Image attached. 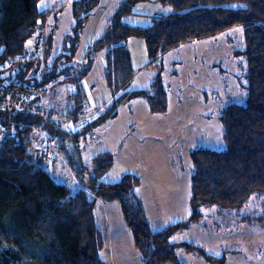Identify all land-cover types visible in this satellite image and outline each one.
I'll use <instances>...</instances> for the list:
<instances>
[{"label": "trees", "instance_id": "trees-1", "mask_svg": "<svg viewBox=\"0 0 264 264\" xmlns=\"http://www.w3.org/2000/svg\"><path fill=\"white\" fill-rule=\"evenodd\" d=\"M40 1L0 0V88L34 67L33 61L24 59L28 43L37 23L52 16L51 12L40 11ZM101 1L74 0V24L56 55L58 24L51 25L46 52L31 74V83L44 90L40 104L52 87L63 88L66 84L75 88L73 93L67 91L69 99L76 102L75 108L67 112L55 110L68 113L74 122L81 121L88 114L83 81L103 55V76L113 99L100 115L76 132L55 129L45 118L27 112L16 116L20 128L0 158V264H103V238L95 217L97 198L121 202L144 264H185L178 260V250L218 262L221 259L207 254L199 245L172 243L171 239L199 223L202 208L240 211L252 197L261 201L260 219L264 220V0H157L172 12L155 17L148 28L128 25L124 19L134 13L136 5L150 0H122L107 27L89 47L84 62L77 63L84 30ZM237 26L244 27V50L240 55L247 62L245 103L231 104L223 110L224 151L201 148L193 152L190 218L153 232L142 201L135 195L141 178L127 174L117 183L103 181L114 167L116 155L105 152L92 164H86L79 142L93 127L116 117L119 107L135 98H145L154 114L168 111L162 68H158L149 89L126 91L136 70L124 41L133 36L143 38L149 67H154L181 44ZM9 61L12 65L4 69ZM35 128L55 138L75 176L81 181L88 177V190H73L56 182L42 166L44 163L35 160Z\"/></svg>", "mask_w": 264, "mask_h": 264}, {"label": "rangeland", "instance_id": "rangeland-1", "mask_svg": "<svg viewBox=\"0 0 264 264\" xmlns=\"http://www.w3.org/2000/svg\"><path fill=\"white\" fill-rule=\"evenodd\" d=\"M121 1L102 0L96 13L101 11L108 21ZM73 4L74 0H41L39 3L40 11L51 12L50 27L59 24L55 55L74 24ZM171 12L170 7L150 0L136 5L134 13L126 16L124 22L148 28L155 17ZM56 15L60 17V23L54 21ZM123 44L129 49L138 73L136 81L126 91L149 89L158 68H162L168 111L154 114L145 98H135L121 105L116 117L98 124L93 127L91 135L82 137L79 149L86 164H92L99 154L116 153L117 164L102 179L105 182L117 183L129 173L141 178L139 192L143 196L151 230L160 232L190 218L193 152L201 148L224 151L223 110L231 104L245 103L247 62L240 55L244 50V27H233L181 44L167 52L154 67H149L150 59L143 38L133 36ZM85 49L84 43L78 50L76 62L84 57ZM62 87L48 89L42 100L54 109L67 112L76 105L69 99L67 91L73 93L75 88L66 84ZM85 87L89 95L87 115L94 114L93 117L90 115L88 124L113 99L100 60L86 78ZM94 105H97L96 110H92ZM80 129V121L73 122L71 130ZM54 146L58 159L54 156L55 160L42 166L56 182L65 183L73 190L77 187L88 190V177L81 181L75 176L68 160L59 152L57 141ZM119 147H122L120 152ZM260 204V200L252 197L249 205L240 211L202 208L201 221L175 235L171 242L194 243L221 260L210 262L183 250L177 251L178 260L185 264H264V220L260 219L263 214ZM95 217L103 238V264H144L120 201L97 198Z\"/></svg>", "mask_w": 264, "mask_h": 264}, {"label": "built area", "instance_id": "built-area-1", "mask_svg": "<svg viewBox=\"0 0 264 264\" xmlns=\"http://www.w3.org/2000/svg\"><path fill=\"white\" fill-rule=\"evenodd\" d=\"M49 28V19L45 22L40 21L34 27V36L28 43L24 56L25 60L33 61L34 67L28 73L0 88V158L7 143L20 128L16 116L21 112L43 117L55 129L72 131L71 125L74 122L72 117L68 113L58 112L40 104L39 100L44 90L31 83V74L36 64L43 59L47 49ZM11 65L12 61H9L3 68L7 69ZM88 120L89 118H82L80 125L85 126ZM34 132L35 160L40 163L51 162L54 156H58L54 146L55 138L47 137L36 128Z\"/></svg>", "mask_w": 264, "mask_h": 264}, {"label": "crops", "instance_id": "crops-1", "mask_svg": "<svg viewBox=\"0 0 264 264\" xmlns=\"http://www.w3.org/2000/svg\"><path fill=\"white\" fill-rule=\"evenodd\" d=\"M97 14V15H96ZM96 14H94L91 18H90V20H89V22L87 23V25H86V28H85V30H84V33H83V36H82V41H81V44H80V46H82L84 43L86 44V49H85V55H84V57L80 60V61H77L78 63H82V62H84V60H85V56H86V53H87V51H88V49H89V47L92 45V43L98 38V36L101 34V32H102V29L103 28H105V27H107V25L109 24V22H110V20L111 19H109L108 21H105V18H104V15H103V13L101 12V11H99V12H97ZM55 19H59V23H60V17L58 18V16L56 15V17H55ZM49 20H50V17H49ZM55 21V20H54ZM54 23V22H53ZM128 25H131L130 23H127ZM58 28H59V24H58ZM59 30V29H58ZM57 30V31H58ZM56 34H57V32H56ZM80 48V47H79ZM78 53V52H77ZM77 56V55H76ZM98 60H100V63H101V66L104 68V66H105V62H104V57H103V55L102 56H100V57H98ZM149 63H150V61H149ZM138 73L136 72V76H135V78H134V80L132 81V83H131V85L134 83V81H136V78H137V75ZM85 82H86V79L83 81V86H84V88H85V90H86V87H85ZM61 88V87H60ZM63 89V88H62ZM148 89V88H147ZM140 90H146V89H140ZM66 91V90H65ZM135 91H139V90H135ZM88 97H89V95H88ZM42 104H46V105H49L50 106V104L49 103H44L43 102V100H41L40 101ZM96 106L97 105H94L92 108H95V109H92V110H96ZM93 117L94 116V114H92V113H90L89 115H86L85 116V118H91V116ZM89 135H91V132L89 133ZM120 150H122V147L120 148L119 147V152H120ZM108 152H111V153H114L115 155H116V153L115 152H113V151H108ZM61 153V155L63 156V153L62 152H60ZM64 157L66 158V156L64 155ZM116 157H117V155H116ZM117 159L118 158H116V163H115V165L117 164ZM66 160H67V158H66ZM115 165H114V167H115ZM113 167V168H114ZM112 168V169H113ZM111 172V171H110ZM129 174H132V173H129ZM108 175V174H107ZM125 175H127V174H125ZM133 175H135V174H133ZM124 176V175H123ZM138 176V175H137ZM108 182V181H107ZM108 183H110V182H108ZM141 185H142V181H141V184H140V186H138L136 189H135V195L142 201V204H143V207H144V210H145V212H146V215H147V209L145 208V203H144V200H143V196L140 194V192H139V190H140V187H141Z\"/></svg>", "mask_w": 264, "mask_h": 264}]
</instances>
